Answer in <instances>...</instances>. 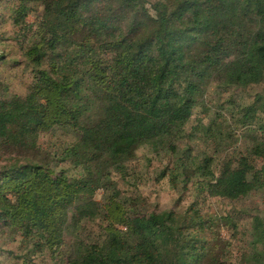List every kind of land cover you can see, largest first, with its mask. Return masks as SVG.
Instances as JSON below:
<instances>
[{"label": "trees", "instance_id": "16d2710c", "mask_svg": "<svg viewBox=\"0 0 264 264\" xmlns=\"http://www.w3.org/2000/svg\"><path fill=\"white\" fill-rule=\"evenodd\" d=\"M3 1H16L11 24L23 39L14 41L31 70L24 94L8 95L0 78V232L15 264H236L233 252L264 264V218L238 224L244 203L264 196V95L235 99L264 86V0H183L173 9ZM33 4L43 12L29 24ZM211 89L229 95V118L191 131ZM230 121L253 136L250 146H231ZM143 147L177 157L161 177L174 188L184 182L194 200L151 212L121 199L114 175L126 180ZM207 198L225 202L224 213L200 207ZM83 223L97 230L67 246L68 228Z\"/></svg>", "mask_w": 264, "mask_h": 264}, {"label": "rangeland", "instance_id": "374dc122", "mask_svg": "<svg viewBox=\"0 0 264 264\" xmlns=\"http://www.w3.org/2000/svg\"><path fill=\"white\" fill-rule=\"evenodd\" d=\"M149 7L152 5L161 3L168 4L173 9L179 5L183 0H147ZM16 1L13 4H9L8 1H3L0 3V55L5 53L6 61H0V78L7 81V94H24L27 85L30 81L31 70L25 62L23 56V51L20 46L15 44L16 39L22 40L19 37V29H14L11 24V18L13 15V8L15 7ZM33 12L27 17V22L29 24L37 23L39 17L43 12V7L39 4H33ZM152 9V8H151ZM21 44V41H20ZM6 51V52H5ZM4 90L0 88V94ZM236 98L238 102L243 104H251L255 100L258 94L264 95V86H256L240 91H236ZM229 95L225 94L221 96L216 93L214 89L209 92V97L207 98L208 110L205 112L203 107L195 110L194 117L190 123L191 131H194L199 122L203 121L207 124L211 119L223 114L226 118H229V104L226 105ZM237 124L230 121V126L232 127L233 133V147L247 148L253 143V136L243 135L241 130L236 127ZM186 143V142H185ZM231 144V142H230ZM236 149V148H235ZM233 152V150L231 151ZM181 153V152H180ZM195 155V153L193 154ZM181 155L178 154V157ZM177 157L168 156L166 154L154 155L149 148L143 147L139 149L136 159L129 165V177L123 180L120 176L114 175L115 181L117 182L118 189L122 192L121 199H126L128 203L131 202L138 207H144L148 211H163L170 210L174 207H178L180 202L189 203V201L194 200L193 190H186L185 184L179 181L178 187H173L169 183V178H162V174L166 171L168 166H171L172 162L176 160ZM192 184H190V188ZM103 190H98L95 194V199L98 202H103ZM135 202V203H134ZM201 202V201H200ZM205 206V207H204ZM244 209L248 212L247 214L241 215L238 219V224L244 230L248 229V224L251 221L253 215H259L264 218V196L257 194L244 203ZM206 212L213 215H222L227 208L225 202L216 198H207L201 202V206ZM96 223H83L79 227L75 226L70 229L66 234L67 246L71 244L74 236L79 234L93 235L94 231L97 230ZM5 231V230H3ZM0 232V264H15L11 252L5 251L9 250L7 239L5 238V233ZM223 237L230 238V233L227 228L221 230ZM16 247V243L12 244ZM236 247H232V251H235ZM26 251L21 248H17V253L22 257L21 253ZM233 257H235L236 264H251L245 260L238 259L233 252ZM41 260V259H40ZM21 261V260H20Z\"/></svg>", "mask_w": 264, "mask_h": 264}]
</instances>
